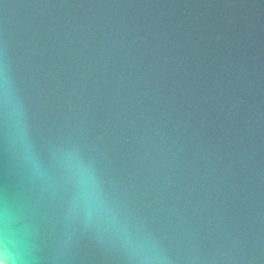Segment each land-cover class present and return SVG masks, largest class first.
Masks as SVG:
<instances>
[{
    "label": "water",
    "instance_id": "95a60500",
    "mask_svg": "<svg viewBox=\"0 0 264 264\" xmlns=\"http://www.w3.org/2000/svg\"><path fill=\"white\" fill-rule=\"evenodd\" d=\"M0 246L264 264V0H0Z\"/></svg>",
    "mask_w": 264,
    "mask_h": 264
},
{
    "label": "clouds",
    "instance_id": "9594fccd",
    "mask_svg": "<svg viewBox=\"0 0 264 264\" xmlns=\"http://www.w3.org/2000/svg\"><path fill=\"white\" fill-rule=\"evenodd\" d=\"M0 264H25V262L14 258L6 249L0 246Z\"/></svg>",
    "mask_w": 264,
    "mask_h": 264
}]
</instances>
